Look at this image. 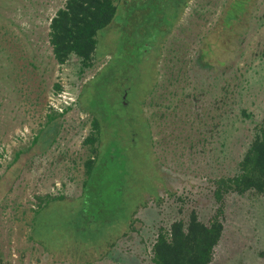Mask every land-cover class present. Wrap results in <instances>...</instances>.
Wrapping results in <instances>:
<instances>
[{
  "label": "rangeland",
  "instance_id": "rangeland-1",
  "mask_svg": "<svg viewBox=\"0 0 264 264\" xmlns=\"http://www.w3.org/2000/svg\"><path fill=\"white\" fill-rule=\"evenodd\" d=\"M64 1L0 0V264H73L58 261L38 244V236L45 233L44 221L38 223V217L32 221L37 196L80 193L82 163L88 155L82 141L91 116L81 109L78 95L86 82H99L96 74L110 61L107 50L121 46L125 38H114L116 26L104 33L93 65L83 71L73 55L65 64H57L48 43L49 20ZM233 1L190 0L164 38L157 74L152 59L143 60L141 69L133 70L140 77L131 80V105L115 113L116 106L102 105L112 120L133 117L140 112L138 101L155 81L143 104L149 128L137 123L140 136L134 146L122 143L116 137L119 132L107 138L88 190L102 193L88 207L109 213L106 197L113 184L104 165L115 155L122 159L125 150L124 187L133 192V199L131 194L112 214L131 210L140 188H148L149 175L158 174L153 162L149 170L142 152L149 136L165 185L159 203L149 198L145 207L136 210L135 230L121 238L106 258L92 264H151L160 228L186 219L192 209L202 221H209L216 207L210 180L235 173L238 160L264 123V0H249L242 14L223 28L222 19ZM163 22L168 23L164 18ZM107 78V74L102 77ZM89 88L81 101L90 108L96 102ZM120 89L117 84L105 91L115 98ZM49 116L59 117L54 133ZM51 133L54 140L44 148ZM117 163L116 167H123ZM223 226L211 264H264L261 194H227Z\"/></svg>",
  "mask_w": 264,
  "mask_h": 264
},
{
  "label": "trees",
  "instance_id": "trees-1",
  "mask_svg": "<svg viewBox=\"0 0 264 264\" xmlns=\"http://www.w3.org/2000/svg\"><path fill=\"white\" fill-rule=\"evenodd\" d=\"M189 1L65 0L64 4L57 8L50 17L48 43L52 56L59 65L65 64L73 55L79 59L82 71L90 68L97 54L98 41L112 27L116 26V37L114 38H125L121 46L115 45L107 50L106 54L110 56L109 60H112L108 62L109 65L107 64V73L103 72L107 66L105 65L96 74L98 76L96 80L99 79V82L97 84H92V81L86 82L78 95L81 109L91 116L90 130L82 141V146L88 148V155L82 163L84 179L80 193L74 197H68L63 193H47L37 196L38 207L34 210L35 217L32 221L36 217H38V223L44 221L42 232L45 233V235L38 236V244L58 261L92 264L106 258L121 238L135 230L134 224L137 220L138 209L145 207L149 198H153L157 203L161 201L160 189L165 184L158 164H155L157 158L154 156V148L151 147V145L154 147V141L152 142L149 132L142 152L147 156L149 170L153 162L158 174L152 172L149 175L151 187L149 188L150 182L146 180L148 188H140L139 200L129 212L122 210L116 216L112 214L117 208L126 204L131 194L133 199V192L130 193L129 189L124 187L127 172L124 169L127 167L125 150L121 152V156H124L122 159L115 155L113 156L115 159H112L114 162L109 158L104 165L108 174L107 180L113 184L107 190V196L110 195L106 197L110 207L108 214L102 215L95 208L88 207L90 201L95 203L99 199V193H102L101 190L88 193V190L99 170L98 156L104 143H107L105 142L107 138L119 132L116 137L121 138L122 143L134 146L140 136L137 123L145 127L148 125L149 128L143 104L145 103L144 97L151 89L153 93L155 81L153 79L152 86L138 101L140 112L135 114L134 118L129 115L112 120V114L108 116L102 105L108 108H113L112 105L116 106L112 109L113 113L124 111L131 105L130 92L133 93L131 80L140 77V74L133 70L137 67L141 69L143 60L147 61L151 58L157 74L156 65L162 55L161 47L164 38L176 26ZM248 1L245 3H240L239 0L233 1L225 18L222 19L223 28L231 25V21H235L242 14ZM234 8L236 11L233 15ZM116 17L119 18L116 20ZM163 18L167 19V24H164ZM161 27L164 28L160 31L155 29ZM118 66L121 69H118ZM105 74L108 78L103 80L102 77ZM89 84L94 89L89 88ZM112 84H118L122 88L116 93L115 98L105 91L106 87L114 86ZM88 88L93 93L96 102L94 107L90 108L81 101ZM56 89L60 90V86L56 85ZM116 90L118 91L117 87ZM58 118L49 116L48 125L53 133L58 131ZM53 133H51V138L45 142L44 148L54 140L55 134ZM34 138L36 141L38 134ZM117 161L123 167H116ZM210 181L216 207L209 221H202L197 211L192 209L186 219L173 220L168 228H160L152 245L151 264H211L215 248L223 234L226 195L251 191L264 197V123L256 129L247 149L238 160L235 173L221 175ZM116 183L120 184V188ZM114 202H118L117 206L111 207ZM47 215L52 216L45 221Z\"/></svg>",
  "mask_w": 264,
  "mask_h": 264
}]
</instances>
